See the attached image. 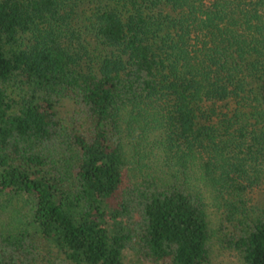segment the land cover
Wrapping results in <instances>:
<instances>
[{
    "label": "trees",
    "instance_id": "trees-1",
    "mask_svg": "<svg viewBox=\"0 0 264 264\" xmlns=\"http://www.w3.org/2000/svg\"><path fill=\"white\" fill-rule=\"evenodd\" d=\"M262 171L264 0H0V264H207Z\"/></svg>",
    "mask_w": 264,
    "mask_h": 264
},
{
    "label": "rangeland",
    "instance_id": "rangeland-1",
    "mask_svg": "<svg viewBox=\"0 0 264 264\" xmlns=\"http://www.w3.org/2000/svg\"><path fill=\"white\" fill-rule=\"evenodd\" d=\"M232 102H229V104ZM232 105V104H230ZM243 193V204L228 217L224 208L213 203L208 191H204L206 212L210 227L208 239L209 258L207 264H242L241 258L226 242V237L242 225L240 221L252 218L264 211V171L256 181L248 184ZM242 220V221H243ZM126 264H154L135 256L129 249L124 250Z\"/></svg>",
    "mask_w": 264,
    "mask_h": 264
}]
</instances>
